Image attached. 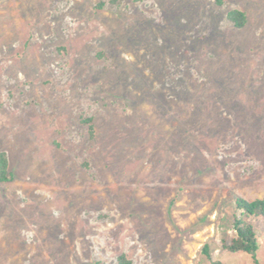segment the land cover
<instances>
[{
  "label": "rangeland",
  "instance_id": "374dc122",
  "mask_svg": "<svg viewBox=\"0 0 264 264\" xmlns=\"http://www.w3.org/2000/svg\"><path fill=\"white\" fill-rule=\"evenodd\" d=\"M0 151V264H253L264 0H0Z\"/></svg>",
  "mask_w": 264,
  "mask_h": 264
},
{
  "label": "trees",
  "instance_id": "16d2710c",
  "mask_svg": "<svg viewBox=\"0 0 264 264\" xmlns=\"http://www.w3.org/2000/svg\"><path fill=\"white\" fill-rule=\"evenodd\" d=\"M230 21L237 27L243 28L247 23L246 14L240 10L229 12ZM85 123L89 125L90 134H95V126L92 118H87ZM13 180L10 171V161L5 151H0V183H9ZM264 217V199L247 200L242 197L235 199V214L233 216L234 236L226 249L233 254L244 253L252 258L253 264H262L259 258L261 244L254 220ZM203 254L210 264H227L222 260L213 259L210 247L205 245ZM119 264H132L126 255L118 259Z\"/></svg>",
  "mask_w": 264,
  "mask_h": 264
}]
</instances>
